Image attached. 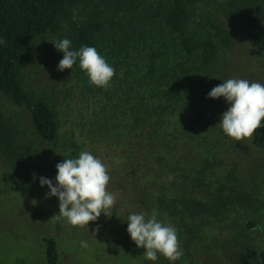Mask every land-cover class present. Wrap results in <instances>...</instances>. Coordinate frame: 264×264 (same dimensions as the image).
Wrapping results in <instances>:
<instances>
[{"label":"trees","instance_id":"obj_1","mask_svg":"<svg viewBox=\"0 0 264 264\" xmlns=\"http://www.w3.org/2000/svg\"><path fill=\"white\" fill-rule=\"evenodd\" d=\"M243 35L264 58V0H0V200L26 185L45 190L40 178L55 184L64 158L104 150L117 201L141 197L180 241L199 242L206 229L217 236L235 218L233 232H243L232 240L249 254L252 232L264 238V188L252 184L262 174L237 162L219 125L230 105L208 96L240 73ZM64 38L114 67L109 88L90 84L78 61L58 71L63 53L51 42ZM250 147L264 156V128ZM47 256L61 261L55 238ZM253 264H264V251Z\"/></svg>","mask_w":264,"mask_h":264},{"label":"rangeland","instance_id":"obj_2","mask_svg":"<svg viewBox=\"0 0 264 264\" xmlns=\"http://www.w3.org/2000/svg\"><path fill=\"white\" fill-rule=\"evenodd\" d=\"M243 39L244 35L241 36L242 49L235 51L240 67L236 78L264 84V58L255 56L249 48L244 47ZM0 104H3L1 96ZM232 144L238 156L237 162L258 169L262 174V177L255 175L257 180L251 182H256L255 186L263 189L264 156L251 150L250 140L243 143L233 140ZM106 154L103 150L96 157L106 164L110 160ZM6 171L0 163V174ZM116 179L117 174H114L110 182ZM134 183H139L137 176ZM14 190L18 191V185ZM48 192V188L44 190L26 185L24 191L14 192L0 200V264H49L47 249L50 238L57 241L61 255L59 264H233L237 258L246 264H253L260 252L264 251V238L257 230L252 232L253 247L249 248V254L239 244L236 246L237 240L233 241L232 238H239L238 234L242 236L243 231L236 232V228L233 232V218L227 223L218 224L217 236L206 229L199 242L195 239L180 241L184 251L180 260L171 262L159 256L157 261H149L143 256L144 249L136 246L127 231V218L132 213L129 208H135L137 214L145 213L148 217V207L142 204L141 197L134 198L129 191L123 192L111 217L102 213L97 221L89 222L88 228L80 229L63 219H52L59 214V200L55 196L48 197ZM262 192L257 190L258 194ZM131 202V207H128ZM258 214L264 217V207H260ZM205 236L207 238L204 239ZM81 241H86L88 247H82ZM250 254L253 258L248 256Z\"/></svg>","mask_w":264,"mask_h":264},{"label":"clouds","instance_id":"obj_3","mask_svg":"<svg viewBox=\"0 0 264 264\" xmlns=\"http://www.w3.org/2000/svg\"><path fill=\"white\" fill-rule=\"evenodd\" d=\"M73 13L75 22L79 17L76 10ZM5 43L0 39V44ZM51 43L63 53L58 71L73 70L78 61L90 84L103 89L111 86L115 69L95 47L85 45L74 50L68 38L53 39ZM208 96L213 99L223 97L230 105L219 123L229 138L243 143L264 128V84L230 78L215 86ZM56 168L55 184L51 179L40 178L41 186L47 185L50 189L47 196H55L59 200V214L54 215L53 220L63 219L72 227L83 229L88 228L89 222L97 221L102 213L108 217L113 215L117 199L108 190L110 169L101 159L84 150L78 158H64ZM166 179L172 181L175 178L168 176ZM157 215L155 210L147 218L145 213L129 214L127 231L132 241L138 248L144 249L143 256L149 261H157L159 256L171 262L180 260L184 251L177 228L158 220ZM81 245L88 247L86 241H81Z\"/></svg>","mask_w":264,"mask_h":264}]
</instances>
